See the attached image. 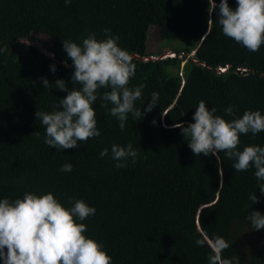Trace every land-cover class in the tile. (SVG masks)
<instances>
[{
    "label": "trees",
    "instance_id": "16d2710c",
    "mask_svg": "<svg viewBox=\"0 0 264 264\" xmlns=\"http://www.w3.org/2000/svg\"><path fill=\"white\" fill-rule=\"evenodd\" d=\"M228 4L235 9L236 0ZM208 7V0H0V199L51 192L65 208L83 200L96 212L77 222L86 225V237L103 245L112 264H208L210 248L195 241L216 236L230 245L223 258L264 264V229H251L247 219L252 211L264 215L255 168L235 172L224 152L195 156L172 127L194 123L201 100L229 122L246 110L264 115V45L250 52L226 37L217 22L208 23ZM217 18L213 12L211 19ZM151 26L161 41L187 39L194 46L159 58L161 48L148 52ZM105 28L133 57L136 71L128 87L144 85L134 103L142 119L129 113L122 131L98 98L92 106L101 135L74 149L50 148L35 113L54 111L67 95L56 88L57 79L69 91L75 86L62 42L82 45L90 33L104 40ZM36 34L50 41L45 50L34 44ZM153 92L157 105L145 112ZM228 106L234 115L225 113ZM129 143L138 151L136 163L129 159L127 167L115 168L111 146ZM245 146L264 147V132L241 134L238 148ZM105 148L108 155L100 158ZM66 162L74 165L71 172L60 171ZM252 194L258 203L252 204Z\"/></svg>",
    "mask_w": 264,
    "mask_h": 264
},
{
    "label": "clouds",
    "instance_id": "9594fccd",
    "mask_svg": "<svg viewBox=\"0 0 264 264\" xmlns=\"http://www.w3.org/2000/svg\"><path fill=\"white\" fill-rule=\"evenodd\" d=\"M70 4L71 0H64ZM208 23L217 22L222 33L242 45L250 52H258L264 45V0H236L235 9L231 8L228 0H208ZM218 9V11H217ZM216 12L217 19L211 15ZM110 29L105 28L104 40H97L94 33L83 39L82 45L63 40V48L72 61L73 74L71 81L75 86L68 90L62 79L55 81V86L67 95L59 100L55 110L50 113L37 112L36 119L45 127L44 143L58 150L74 149L79 143L101 135L97 129L96 110L94 102L99 98L100 107L105 108L111 116L119 121L123 131L128 114L137 120L142 119L140 108L134 103L142 98L140 85L130 89L128 84L134 77L136 65L132 55L118 46V36L110 35ZM166 57V56H165ZM174 57V56H173ZM164 58V57H163ZM50 70L56 71L54 65ZM226 71V68H225ZM224 71V72H225ZM223 73V72H221ZM264 78V73H261ZM43 87H48L46 78H41ZM103 89V94L100 90ZM159 94L151 93L150 103L145 112L151 111L157 105ZM112 107L108 108V104ZM62 106L63 110H58ZM227 115H234V106L224 109ZM216 113L206 108V102L201 100L193 114L194 123L185 126L175 123L188 147L195 156L218 158V153L224 152L229 159L234 160L232 167L235 172L255 168V177L262 183L259 189L264 194V147L245 146L239 150L240 135L264 132V115L259 110H246L239 118L226 121ZM155 124V121L152 122ZM39 136V132H35ZM108 155V149H103L99 156ZM138 151L131 143L126 147L113 144L111 159L114 167L124 168L128 161L136 163ZM74 165L64 163L60 171L71 172ZM73 198H69L70 202ZM252 204L258 203L256 194L250 195ZM96 209L88 206L83 200L76 199L71 208H65L49 192L43 195L25 193L23 198L9 201L0 199V262L2 264H112V257L107 254L102 244L84 235L87 227L84 221L95 215ZM247 219L251 229H264V215L259 211L248 213ZM199 247L205 244L210 248L211 255L208 264H238L236 257L223 258L222 252L230 247L222 237H205L195 241Z\"/></svg>",
    "mask_w": 264,
    "mask_h": 264
},
{
    "label": "rangeland",
    "instance_id": "374dc122",
    "mask_svg": "<svg viewBox=\"0 0 264 264\" xmlns=\"http://www.w3.org/2000/svg\"><path fill=\"white\" fill-rule=\"evenodd\" d=\"M34 37L36 38V40L34 41V44L37 46H41L44 49V46L47 45L50 41L44 37L43 35H39L36 34L34 35ZM135 40V38L133 39ZM136 42V41H135ZM29 45H33V42H28ZM134 43V42H132ZM147 48H148V52H155L157 50H159V48H161V50H163V53L161 56H166V57H173L174 53L171 49H188L192 46H194V43L187 40V39H180V40H176V41H161L160 37H159V31L155 26H151L149 28V32H148V42H147ZM124 50H127V45H122L119 46ZM191 56L193 55L190 54ZM162 58V57H161Z\"/></svg>",
    "mask_w": 264,
    "mask_h": 264
},
{
    "label": "built area",
    "instance_id": "2783aa9c",
    "mask_svg": "<svg viewBox=\"0 0 264 264\" xmlns=\"http://www.w3.org/2000/svg\"><path fill=\"white\" fill-rule=\"evenodd\" d=\"M217 70H218V72L221 73V72H224L225 71V68H218Z\"/></svg>",
    "mask_w": 264,
    "mask_h": 264
},
{
    "label": "water",
    "instance_id": "95a60500",
    "mask_svg": "<svg viewBox=\"0 0 264 264\" xmlns=\"http://www.w3.org/2000/svg\"><path fill=\"white\" fill-rule=\"evenodd\" d=\"M161 57L163 58V57H165V55H164V56H161ZM161 57H159V58H161ZM151 58H152V57H148V58H146V60H147V59H151ZM152 59H153V58H152Z\"/></svg>",
    "mask_w": 264,
    "mask_h": 264
}]
</instances>
